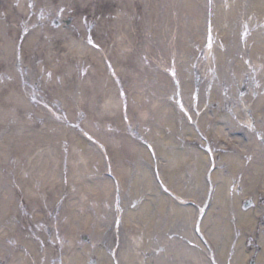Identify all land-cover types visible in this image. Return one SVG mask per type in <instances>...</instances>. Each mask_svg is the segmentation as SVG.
Segmentation results:
<instances>
[{
	"label": "rangeland",
	"instance_id": "rangeland-1",
	"mask_svg": "<svg viewBox=\"0 0 264 264\" xmlns=\"http://www.w3.org/2000/svg\"><path fill=\"white\" fill-rule=\"evenodd\" d=\"M255 1L13 0L8 3L11 18L2 17L0 9V264H72L65 247H85L81 235L84 233L95 238L86 249L87 264L92 257H98L94 254L98 248L107 251L111 259L115 255V261H122L123 255L118 251L122 244L129 245L128 261L135 258L137 264H152L154 259L157 264H204L190 256L179 255L177 261L171 256L158 259L159 255L152 253L158 246L164 251H168L167 246H192L182 231L184 227L175 232L172 206L165 221L162 204H155L158 225L148 224L149 237L139 229L131 230L130 225L136 224L129 222L128 209L122 212L123 219L116 229L113 209L108 212L98 206L103 190H111L104 198L111 197L110 202L116 207L120 198L113 199L114 190H135L134 199L141 197L136 206L148 201L149 185L147 181L142 184L137 164L142 162L138 145L142 146L144 137L148 138L144 141L151 144L153 155L160 157L163 150L169 161L174 156L179 159L172 155L177 148L190 149L205 141L204 135L210 141L219 140V147L230 141L233 150L245 155L250 152L248 160L253 159L249 160V168L258 151L254 147L243 148L240 142H260L254 137L260 136L258 132L219 122L229 111L222 108L220 117L212 115L202 122V116L197 115V100H192L193 94L188 91L195 90L196 99L203 97L201 103L209 110H218L219 103L208 106L204 94L229 91L230 97L223 95L230 111L244 102L250 108L264 97V37L255 35L256 31H264V14L249 16L256 10ZM245 21L249 23L244 25ZM7 22L23 29L19 36L15 34V41L10 38L15 48L4 40L5 36L11 37L9 33L4 35L1 28L5 24L8 27ZM20 43L25 57L19 54ZM244 49L253 54L248 58L247 74V69H242ZM7 54L15 57L13 62L6 58ZM237 59L242 61L239 66L235 64ZM223 80L229 85L224 86ZM244 89L256 91L255 95L248 94L249 90L243 92ZM246 118L248 122L252 120L247 114ZM221 124L227 138L218 131ZM191 130L193 136L188 133ZM151 153V159L147 157L146 161L152 167L155 188L151 190L177 192L172 180L193 178V166H184L180 160L177 171H159L164 183L161 187L153 169L159 164ZM230 153L233 152L226 154ZM240 155L235 161L237 157L246 159ZM217 157L222 160V154ZM109 161L113 168L110 173L118 175L120 189L108 174ZM227 167L220 168L232 174ZM235 172L242 177L237 182L238 191L230 182V190L222 192L232 198L237 195L234 202L248 198L256 206L264 204L259 200L264 196V184L250 187L262 182L256 177L258 174L253 176L251 172L248 181H243V176ZM202 179L207 181V172ZM122 192V204L126 206L125 196L130 192ZM208 192L207 188L203 190L202 200L187 197L204 204ZM143 211L145 217H141L146 219L149 209L143 206ZM204 220L207 222L206 217L202 219V230L208 235ZM192 228L190 234H194ZM209 238L213 242V237ZM213 249L218 256L217 249ZM47 251H55V257L51 255L55 262Z\"/></svg>",
	"mask_w": 264,
	"mask_h": 264
},
{
	"label": "bare ground",
	"instance_id": "bare-ground-1",
	"mask_svg": "<svg viewBox=\"0 0 264 264\" xmlns=\"http://www.w3.org/2000/svg\"><path fill=\"white\" fill-rule=\"evenodd\" d=\"M256 1H257V3H256ZM256 1H255L256 10H253L254 12H252L249 15L250 17L251 16H259V14L260 15L264 14V3L260 0H256ZM12 2H13V0L12 1L0 0V9L2 10V15H3L2 17H5V18L10 17L11 18V16H12L11 11H10L11 7H10V4H8V3H12ZM220 8H221L220 5H218L217 14H219ZM234 10H235V8L233 7L230 9V11L229 10L228 11L232 14L234 12ZM7 23H8V27L5 24L1 28H3L4 35H7L9 33V35L11 37L5 36L4 40H6V43H9V44L11 43V45H13V48H15L16 45H15L14 41H15V38H17L15 36V34H17V36H19V34H21L23 29L20 28V30H19L15 26L10 25V22H7ZM255 35H261L262 37H264V31L261 33H260V31L259 32L256 31ZM10 38L14 39V41L11 40ZM20 38H21V36H20ZM256 41L259 42L258 40H256ZM6 43L4 41H1V44H4L5 46H6ZM21 48L22 47H21V43H20L19 50H21V52H19V54H21L23 57H25V48H24V46L22 49ZM242 54H243V56L241 58L244 59L243 64H242V61L240 59H237L235 61V64L238 66L242 64V69H244V70L247 69L245 72V74H247V73H249V65L248 64H250L249 63L250 60L248 58L253 56V54H251L248 50H245V49L243 50ZM7 56L8 57H6V58H9V61H12V62L14 61L15 57H13L9 54H7ZM251 62L253 63V61H251ZM252 77H253V75H252ZM223 81L224 82H221V83H223L224 86L226 84L229 85V82L227 80H223ZM248 84H251V82H248ZM242 87L244 88L245 85L243 84ZM250 89H244L242 91L246 92L249 90L248 94H250L251 96H254L256 91H253V90L250 91ZM243 92H240V93H243ZM178 93L180 95L179 97L182 99V91H179ZM188 93L193 94L192 100H194V101L197 100V105H199L198 106L199 112L197 113V115L202 116V122H203L204 118H206L205 120L207 122V120L210 119V117L212 115H217L218 117H220L221 116L220 115V108H222L224 110H229L227 113H230V114H227V113L224 114L225 115L224 119H221V120L219 119V122H222L223 124L226 122L227 124H229L231 126L241 127V129H243V130L245 128L247 130L254 129L255 131L258 132V135L260 134L259 132H261L260 136L254 135V137L257 140L261 139L263 143H260L256 140H254L252 145L247 144L246 142H240V144L243 146V148L249 147L251 149V147H254L258 151L256 153V155L254 154V156L256 158L253 162L250 163L249 168H247L249 160L253 159V157L250 156L251 158L248 160V158H249L248 156L250 155V152H249V155H245L243 152H241V150L234 149L232 151L233 153L222 155V160H219V159L217 160V158H218L217 154L214 153V151L212 150V146L213 145L215 146L216 142H214L213 145H210V143L203 141V142H199L197 145L194 144L195 146L190 147V149H185L184 147H183L184 149H181V147H180V149L177 148V151H174L172 153V155H176L179 159L176 160L175 156L173 157L174 159L171 157L174 161L173 160L169 161L168 159H166V156H165L163 150H161L162 155L160 157H154L153 158L154 161H157L155 163L159 164L161 166L160 170H162L164 172L165 171H177L178 167H179L180 160L184 163V166H185V163L193 166V168H192L193 178L192 179H187V177L182 176L181 179L178 178L177 181L172 180V183H173L175 189L177 190V192L175 190L174 191L177 194L180 193V195L183 196V199H180L177 201L176 199H174V198L172 199L168 195L162 193L160 190H151V189L155 188L154 181L151 178L152 167L150 169V166H149V164H146V161L148 160L147 157L150 158V153L152 151L150 150V147H149V145L146 144V142H142V146L138 145L139 150L142 151V162L138 161L139 163L137 162V164H138L139 170L141 171L142 177L140 180H143V181H141L142 184L145 181H147L148 185H149L148 186L149 190H146L147 196H148V201H144L140 204V206H136V201L140 200L141 197L134 199L135 196L133 193L135 190H122L123 191L122 194L123 193L127 194V193H125V191L130 192V195L127 194L125 196V201L127 204L126 208H128V212H129V217H128L129 222L134 221V223L136 225H138V229L141 230L142 233L145 234V236L147 237L148 235H146V234H148L147 230L149 229L148 224L153 225V226L158 225L157 224L158 215H157V210L155 213V204L156 205L162 204L161 210L164 213L165 221H167V219H168V216L170 213V206H172V208H173L172 214L176 217L175 218L176 221L174 222V225L175 224L177 225L175 232H179L180 227H184L182 229V231H184V234L187 233V236L189 238L188 243L190 241L192 246H182L181 248H176V247L175 248H169V246H167V250L170 251V254L168 253V251L162 250L161 246H158L154 251L156 255H159L157 257L158 259H167L169 256H171L173 259H176L178 261V260H180L179 255H181L184 258L186 256H190L191 258L193 257L194 260L202 261L204 264H205V262H207V264H210L209 261L211 262V264H250L251 261L254 259V257H256V263L257 264H264V223H263L264 222V210H263L264 204L259 203V204H257V206L255 205V207H251L247 210H242L240 208V206H242V202H240L241 200L239 198H237L235 200L236 202H234V200H233V198L237 197V195H234L232 198L231 197L232 195L230 196L229 194H225L222 192V190H230V189H228V186H230V182H233L232 183V185L234 186L233 188H235V191H238V188L240 186H239V184H237V182L241 181L242 177L241 176L238 177L237 173L235 171H238L243 176V181L244 180L248 181L247 175H250V177H251V172H253V174H254L253 176H256L258 174L256 177L262 182L254 183V185L250 186L252 189L257 188L259 185L262 186V183L264 184V169H263L264 167L261 166V164L264 163V104L261 103V102H264V97H261V100L256 102L254 105H251L250 108H247L246 106H249V105L245 104V102H244L241 104L243 107L237 106V109L230 111L229 106H228L229 103H227L226 98L224 96V95H228L227 97H230L229 91H217V92H215V93L213 92L211 94H204L206 99L209 100L208 106L209 105L211 106V103H215V102L219 103L218 110H209V108L207 106L205 107L201 103L203 97L200 99V97H201L200 96L199 99H196V97H195L196 91L195 90H192V91L190 90V91H188ZM175 94H177V92H175ZM185 98H186V96H185ZM179 102H182V101L179 99ZM244 106L247 108L246 110H245ZM174 110L176 111V109H174ZM246 114L252 118V122L247 121ZM217 116H214V117L218 118ZM168 119H172L173 123H175L174 117H169ZM192 119H194V118H192ZM192 119H191V122H192ZM175 124L180 125V123H178V122ZM190 124H191L190 122L187 123V125L189 127H191ZM223 124L218 125V131L221 132V135H223V138L224 137L227 138L228 133L222 130ZM188 133L191 136H193L192 130L189 131ZM194 136H196V135H194ZM251 137H252V135H251ZM196 138L198 139V136H196ZM258 143H259V145H258ZM173 146L175 147V145H173ZM198 147L203 148V149H199ZM165 149L167 150V146H165ZM239 154H241L240 156L242 158H246V159L240 160L238 158ZM236 156H238L236 159V161L238 162V163H236L237 165L235 164L236 161L234 159ZM150 159H149V161L153 164L154 161H152ZM225 165L228 167L230 166L231 170L233 171L232 174L230 172L227 173V170L224 171V170H222V168H220L221 166H225ZM208 168L211 171V174L209 173ZM120 171L124 174V171L122 168H120ZM206 172H207V181L205 182L202 179V176H203V174H206ZM124 178H125V176H124ZM137 179H138V177L135 178L134 183L137 181ZM123 181H124V179H123ZM106 182L108 183V185H110V183H111L109 180H106ZM191 184L194 185L193 186L194 188L187 190L186 189L187 186H189ZM135 186L136 185L134 184V187ZM248 186L249 185L246 184V187H248ZM206 188H207V190H216L213 192L212 200L205 199V200H208L207 204H206V201L204 204L203 203L199 204V205H201V207H200L201 210L203 209V207L206 208L207 205H209L207 207V210H206L207 216H205L207 222L204 220L203 226L210 233L209 236L213 237V242H211L208 238H207V242L209 243V245L212 248L215 247L217 249V251L219 252L218 256L216 254L215 259H212L213 261L211 259L207 260V255H208L207 250H209L210 247L208 248V246L206 244L202 243V241L196 235L190 234L191 233L190 228L192 226L194 227L195 217L197 219V217L200 216V213H197V210H196V209L199 210V207H195L196 209H194L193 205H191L190 203H186V201H183V200H185V198H188L187 196H189V195L194 196L196 198L199 197L201 199L202 195H203V190H206ZM245 192L246 191H244V193ZM102 193H103V198H101L102 201L100 200V202H99L100 205L98 206V208L100 209L101 208L100 206L102 205V207H104V209L109 212L108 209H111L113 207V205L110 202L111 197L104 198V194L105 193L111 194V190H103ZM114 194H117V193L114 191ZM118 195H119V193L117 194V196ZM182 196H180V198ZM113 199H116V196L113 197ZM176 201L179 203H176ZM231 205H233V206L231 207ZM143 206H145L147 209H149L148 215H146V219L142 218V217H145V215L143 213L144 212ZM174 209L176 210L175 214H174ZM232 209H234V210H232ZM201 210H200V212H201ZM198 214H199V216H198ZM235 219H237V220L239 219L240 221L239 222L237 221L238 222L237 223L235 221ZM234 222H236V223H234ZM164 224L165 223H162L161 225L164 226ZM206 237H207V235H206ZM65 243H67V242H65ZM82 244H85V247L81 244H79V245L73 244L70 246H66L67 244L63 245V246H66L64 251H66L68 254H70L69 258H70L72 264L73 263H77V264H87L88 263L87 260L89 258L88 257L89 251H86L88 243L83 242ZM166 244H168V243H166ZM96 245H95L96 246L95 248H98L99 243ZM116 248H117V245H116ZM118 249H119L118 251H120L121 256L123 255V258H121L122 261H119V262L115 261V260H117V258L114 254H113L114 257L111 259L110 256L108 257L109 253L103 249H100V248H98L97 250L94 251L95 252L94 254L98 256L95 258L99 261V264H137L138 263L137 259H135V258L133 259V262L128 261V259H129L128 258L129 257V254H128L129 245L128 244L127 245L122 244ZM58 250H60V248ZM173 250H176V252H175L176 254L173 252ZM132 251L134 253L133 249H132ZM46 253L48 254L49 257H52L51 255H53L55 257V255H56L55 251H47ZM61 253H62V251L60 252V254ZM49 257L47 259H49ZM65 259H66V257H65ZM50 260L55 262V260H53V257L50 258ZM149 260L150 259H148V261ZM157 261L158 260L154 259L152 264H155L154 262H156V264H157ZM173 262H174V260H173ZM47 264H49V263H47ZM54 264H56V262Z\"/></svg>",
	"mask_w": 264,
	"mask_h": 264
}]
</instances>
